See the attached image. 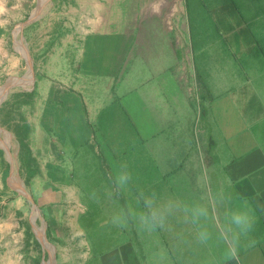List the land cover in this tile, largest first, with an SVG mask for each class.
<instances>
[{"label": "crops", "instance_id": "obj_1", "mask_svg": "<svg viewBox=\"0 0 264 264\" xmlns=\"http://www.w3.org/2000/svg\"><path fill=\"white\" fill-rule=\"evenodd\" d=\"M130 1L143 8L130 19L109 14L127 0H71V16L42 17L48 41H72L49 47L41 81L40 118L56 134V159L42 144V157L32 155L43 255L56 247L60 264H264V0H168L169 22L165 0ZM194 204L211 217L193 223ZM237 208L255 226L231 259L216 222ZM201 226L213 233L206 244Z\"/></svg>", "mask_w": 264, "mask_h": 264}, {"label": "rangeland", "instance_id": "obj_2", "mask_svg": "<svg viewBox=\"0 0 264 264\" xmlns=\"http://www.w3.org/2000/svg\"><path fill=\"white\" fill-rule=\"evenodd\" d=\"M127 1L129 6H112L109 14L120 15L122 20L142 14V7ZM165 1L162 17L169 22L168 0ZM69 5H73L71 0H0V264H40V258L46 263L54 260L52 264H60L62 253L53 247V251L45 249L43 255L42 242L36 236L41 212L32 190L38 185L33 179L37 172L40 176L41 166L32 160V155L42 157V151H36V145L42 144L48 156L56 159V134L53 130L47 134L42 125L47 120L40 118L45 105L41 81L48 74L49 47L56 45V41L71 46L72 41H48L43 30L51 22L47 16H71ZM43 16L46 18L42 19ZM167 22V28L172 29ZM129 41L131 46L136 43L135 38ZM182 42L178 39L177 46ZM47 152L43 153L45 157ZM46 167L44 164L45 170ZM48 167V171L55 172V166ZM22 190L31 200L20 193ZM32 222H36L37 230ZM36 254L39 262L35 261Z\"/></svg>", "mask_w": 264, "mask_h": 264}, {"label": "clouds", "instance_id": "obj_3", "mask_svg": "<svg viewBox=\"0 0 264 264\" xmlns=\"http://www.w3.org/2000/svg\"><path fill=\"white\" fill-rule=\"evenodd\" d=\"M128 177H120V182L123 183ZM214 209V205L212 206ZM193 223L199 224L201 219L207 221L212 211L209 206L194 204L191 209ZM152 219L155 220V213L152 215ZM255 226V216L246 209H234L226 211L224 213L223 222L219 220L216 222V238L218 241L224 243L226 247V254L229 258L235 259L238 257V247L240 243V237L246 236L253 230ZM213 238V233L209 231L206 226H201L197 232V239L200 243L206 244Z\"/></svg>", "mask_w": 264, "mask_h": 264}, {"label": "water", "instance_id": "obj_4", "mask_svg": "<svg viewBox=\"0 0 264 264\" xmlns=\"http://www.w3.org/2000/svg\"><path fill=\"white\" fill-rule=\"evenodd\" d=\"M22 195L26 196L29 200H31V197L26 193V191L22 190V192H20Z\"/></svg>", "mask_w": 264, "mask_h": 264}]
</instances>
